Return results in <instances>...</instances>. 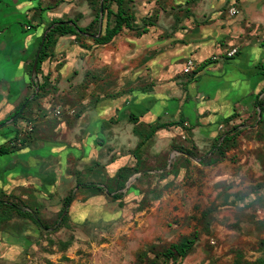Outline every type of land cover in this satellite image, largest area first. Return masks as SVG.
Segmentation results:
<instances>
[{
  "label": "rangeland",
  "instance_id": "1",
  "mask_svg": "<svg viewBox=\"0 0 264 264\" xmlns=\"http://www.w3.org/2000/svg\"><path fill=\"white\" fill-rule=\"evenodd\" d=\"M44 1L43 8L60 11L56 16L60 20L73 17L84 25L95 15L96 7L89 0ZM247 1L252 0L235 1L228 14L233 15L230 10L235 8L238 13L234 16L239 17V8ZM167 3L126 0L125 6L138 26L145 21L154 24L149 31L161 27L173 34L178 25L159 26L161 18L172 15L180 19L191 13L166 10ZM112 9L116 10L115 5ZM45 12H36L33 21ZM105 23L102 17L98 31H103ZM246 27L256 31L253 37L264 38V25ZM123 33L135 35L128 30ZM67 36L73 42L68 50L74 49L73 45L92 43L88 38ZM123 41H128L127 36ZM87 46L91 50L94 45ZM52 50L37 75L39 83L54 62ZM260 50L261 60L264 44ZM69 52L73 53L75 71L80 73V50ZM238 60L236 56L229 63ZM94 77L86 75L82 83L73 82L72 88L62 94L48 75L45 91H35L40 95L33 101L42 119H47L46 130L20 137L28 144L33 135L40 134L39 144H29L37 151L33 155L1 157L0 168L6 169L0 171V198L35 211L47 228L0 208V264H143L152 256L148 254L151 248L160 251L193 236L195 243L181 264H245L260 258L259 241L264 239V116L252 113L239 119L234 125L242 126L241 133L221 154L211 151V139L199 136L193 140L192 133L159 135L156 126L134 133V137L128 133L111 136L104 131L87 136L76 126L85 106L93 107L97 102L94 94L86 99L85 84L95 82ZM31 120L40 131L42 122ZM61 120L67 125L64 128ZM229 129L231 126L225 128ZM42 142L48 145L41 148ZM14 147L19 149V143ZM112 163L119 164L116 171ZM20 166L24 170L18 169ZM123 167L137 172L132 171L117 192L122 194L121 199L114 200L112 194L118 183L115 174ZM19 174L22 177L15 180ZM91 183L96 186H81ZM71 191L74 200L68 208V219L62 222L59 212Z\"/></svg>",
  "mask_w": 264,
  "mask_h": 264
},
{
  "label": "crops",
  "instance_id": "2",
  "mask_svg": "<svg viewBox=\"0 0 264 264\" xmlns=\"http://www.w3.org/2000/svg\"><path fill=\"white\" fill-rule=\"evenodd\" d=\"M235 1L239 0H167L166 10L183 9L191 13L180 19L172 15L169 19L161 18L159 26L178 25L173 34H168V30L165 33L166 29L161 27L155 32L148 29L139 36L122 32L105 45L106 48L92 42L87 44L94 45L91 50L87 45H73L74 49L68 50L73 43L71 39L58 37L52 48L54 62L44 75L51 77L57 92L62 94L72 88L73 82L82 83L86 75L95 76V82H87L85 89L86 99L94 94L97 102L93 107L85 106L79 117L80 124L76 126L87 136L104 131L109 135L128 133L129 137H134V133L160 125L163 126L157 131L159 135L192 133L193 140L201 136L211 139L212 143L217 136L235 127L241 133L242 126L234 125L239 119L248 118L252 113L264 116L256 107L264 96V58L259 59L264 38L253 37L256 31L246 27L264 25V0L245 2V7L239 8V17L228 14ZM44 2L0 0V121L35 93L27 74L29 66L45 27L52 20H60L56 17L60 11L43 8ZM41 9H46L45 14L33 21L35 13ZM68 19L76 20L73 17L65 20ZM89 23L81 25L77 20L81 27ZM125 36L128 41L122 42ZM77 49L83 57L80 73L75 71L71 63L73 53L69 52ZM232 49L237 52L228 57L227 52ZM236 56L240 60L229 63ZM187 60L195 65V70L189 74L183 73ZM61 61L64 63L58 67ZM42 117V112L34 108V102L30 103L18 121L10 120L0 127V145H20L23 142L20 137L25 134L44 133L47 119ZM32 118L42 122L40 131L32 125ZM61 122L63 128L67 126L63 120ZM228 126L231 130H225ZM15 136L17 139L12 143ZM40 138V134L33 135L30 143L39 144ZM30 143L0 156V161L1 157L14 154L16 157L30 152L33 155L37 150L29 147ZM42 144L41 148L48 142ZM211 151L216 152L212 145ZM111 166L116 171L119 164ZM2 169L6 168L0 171ZM19 175L14 179L23 174Z\"/></svg>",
  "mask_w": 264,
  "mask_h": 264
},
{
  "label": "trees",
  "instance_id": "3",
  "mask_svg": "<svg viewBox=\"0 0 264 264\" xmlns=\"http://www.w3.org/2000/svg\"><path fill=\"white\" fill-rule=\"evenodd\" d=\"M89 3L92 7H96L95 15L93 20L85 27H81L77 24V20H52L44 29L39 46L37 48V51L35 53V56L29 66L28 70V76L30 80V86L34 88L35 91H39L40 93H43L48 85V75H43V81L39 83L37 79V75L41 72V66L45 62V60L52 56V53L50 49H52L56 42L58 37L62 36H73L75 38H88L90 39L95 46H105L112 42V40L121 34L124 30H128L131 32L136 33L138 36L145 34L148 32V27L153 26L151 23H146L143 21L142 26H138L135 23V19L133 14L130 12V10L125 6L126 0H89ZM100 5L102 7V15H100ZM115 5L116 10H113L111 6ZM102 17H105L106 23L105 27L102 32L98 31L99 27V21L102 19ZM112 20V24L110 23V20ZM97 26V30H93V28ZM37 57V63L34 69V72L32 73V67L34 59ZM40 94L33 95L32 98H27L24 100V102L21 103V105L14 111L13 114L8 116L3 121H0V127H4L8 121L11 120L12 123H15L16 120L22 117L24 114L26 108L35 101ZM256 107L258 110L262 113L264 112V100H258L256 103ZM163 125L156 126L155 130H158ZM237 130V127H235L232 131H229L227 133H222L221 135L217 136L215 138V142L212 144V148L218 153L221 154L222 151L230 147L231 143L235 139L236 136H238L240 133ZM16 141V136L12 139V143ZM24 142H21L19 147L23 146L24 148ZM22 148V149H23ZM17 149L14 146L5 147L4 145L0 146V156L10 154ZM181 153H185L188 156H192L193 154L189 151H184ZM127 171H130L129 175L124 176L123 173ZM137 172L136 169L132 168H120L115 174V180L118 182L116 183V188L114 189V194H112V198L114 200H120L121 199V193H117L118 191L122 190L126 180L131 175V172ZM81 186H87L89 188L94 187L96 185L94 184H87V185H81ZM108 193L110 191L108 190ZM113 193V192H112ZM74 200V192H70L63 200V207L61 211L59 212V219L64 222L68 219V208L70 207L71 203ZM0 208H4L6 210H10L17 214L19 217L29 219L32 221L35 225H38L43 228H47L39 217L37 216V213L35 211H32L30 209H26L27 207H18L15 203H12L7 200H2L0 198ZM35 212V213H33ZM195 243V236H193L192 239H186L183 241H179L177 243H172L168 245L167 247L162 248L160 251H155L151 248L150 251H148V254L152 255L149 259V261H146V263L143 264H181V261L187 257L189 252L191 251L193 245ZM259 248L262 252V256L258 259H256L253 262H247L245 264H264V239L259 241Z\"/></svg>",
  "mask_w": 264,
  "mask_h": 264
},
{
  "label": "built area",
  "instance_id": "4",
  "mask_svg": "<svg viewBox=\"0 0 264 264\" xmlns=\"http://www.w3.org/2000/svg\"><path fill=\"white\" fill-rule=\"evenodd\" d=\"M230 12L235 15L238 13V11L235 8H231ZM236 49H232L229 52H227L228 57H233L236 54ZM216 57H213V60H215ZM195 70L194 62L191 60H187L183 66V73L189 74L192 73ZM60 110L56 109V114H59Z\"/></svg>",
  "mask_w": 264,
  "mask_h": 264
},
{
  "label": "water",
  "instance_id": "5",
  "mask_svg": "<svg viewBox=\"0 0 264 264\" xmlns=\"http://www.w3.org/2000/svg\"><path fill=\"white\" fill-rule=\"evenodd\" d=\"M102 1V0H101ZM100 15H102V7L100 5ZM36 63H37V57L34 59V62H33V67H32V73L34 72V69H35V66H36Z\"/></svg>",
  "mask_w": 264,
  "mask_h": 264
}]
</instances>
